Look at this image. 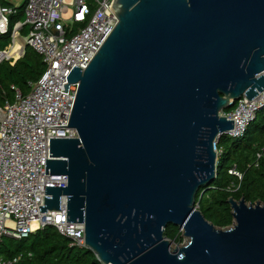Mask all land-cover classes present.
Wrapping results in <instances>:
<instances>
[{"label": "water", "instance_id": "95a60500", "mask_svg": "<svg viewBox=\"0 0 264 264\" xmlns=\"http://www.w3.org/2000/svg\"><path fill=\"white\" fill-rule=\"evenodd\" d=\"M117 24L78 83L68 126L49 139L40 213L84 225L101 264H264V205L228 199L233 225L196 208L215 178L214 142L232 129L220 115L264 89V0H113ZM64 127V126H63ZM187 243L171 250L164 230Z\"/></svg>", "mask_w": 264, "mask_h": 264}, {"label": "built area", "instance_id": "2783aa9c", "mask_svg": "<svg viewBox=\"0 0 264 264\" xmlns=\"http://www.w3.org/2000/svg\"><path fill=\"white\" fill-rule=\"evenodd\" d=\"M112 1L24 0V21L15 23L10 43L0 50V64L13 66L26 46L45 64L26 95L12 87L14 100L0 107V241L21 240L49 226L69 241V247L87 249L84 225L66 223L65 196L60 198V211L40 213L39 207L44 206V197H50L45 195V187L67 186L66 176L45 175V160H52L49 139L77 138L76 130L67 126L78 83L69 84L66 94L61 91L73 67L85 70L115 28L117 18L108 7ZM15 12L0 0V35L7 32L9 17ZM23 26L28 29L26 36H21ZM16 40L20 46L13 51ZM263 107L264 89L250 101L241 97L232 109L220 113L233 122L232 129L222 135L232 139L243 136ZM217 141L214 151L218 157ZM228 174L242 179L235 165ZM17 260L0 258V264Z\"/></svg>", "mask_w": 264, "mask_h": 264}, {"label": "trees", "instance_id": "16d2710c", "mask_svg": "<svg viewBox=\"0 0 264 264\" xmlns=\"http://www.w3.org/2000/svg\"><path fill=\"white\" fill-rule=\"evenodd\" d=\"M1 4L14 7L16 12L9 17L7 32L0 35V50L10 43L15 23L24 21V2L17 7L5 0ZM27 33V27L23 26L21 36ZM44 70L42 58L28 46L13 66L1 63L0 107L14 100L12 87L26 95L29 84L37 81ZM216 147L221 154L217 157L215 178L198 190L195 205L208 222L226 229L233 225L228 199L242 198L249 205L257 202L264 205V107L247 125L243 136L232 139L221 135ZM233 165L242 173L241 181L228 174ZM164 236L175 245L182 241L179 229L172 225L165 228ZM0 258H18L15 264H101L88 249L69 247V241L49 226L21 240L1 239Z\"/></svg>", "mask_w": 264, "mask_h": 264}, {"label": "rangeland", "instance_id": "374dc122", "mask_svg": "<svg viewBox=\"0 0 264 264\" xmlns=\"http://www.w3.org/2000/svg\"><path fill=\"white\" fill-rule=\"evenodd\" d=\"M5 1H7V0H5ZM70 0H66V2H69ZM21 2H22V0H9V3H11V4H15V5H20L21 4ZM70 16V13H68V14H66L64 17L65 18H68ZM247 205H249V204H247ZM180 231V233H181V237H182V241H180L178 244H172L171 245V250L172 249H175L176 248V246L177 247H180V246H182V245H184V244H186L187 243V239L186 238H183V236H182V230H179Z\"/></svg>", "mask_w": 264, "mask_h": 264}, {"label": "bare ground", "instance_id": "6f19581e", "mask_svg": "<svg viewBox=\"0 0 264 264\" xmlns=\"http://www.w3.org/2000/svg\"><path fill=\"white\" fill-rule=\"evenodd\" d=\"M19 46H20V43L16 40L15 45L13 47V51L16 50L17 48H19Z\"/></svg>", "mask_w": 264, "mask_h": 264}, {"label": "crops", "instance_id": "0c3cea01", "mask_svg": "<svg viewBox=\"0 0 264 264\" xmlns=\"http://www.w3.org/2000/svg\"><path fill=\"white\" fill-rule=\"evenodd\" d=\"M7 2L9 3V0H7ZM22 2H24V0H22ZM22 2H21V4H22ZM10 4H11V3H10ZM21 4H20V5H21ZM12 5H14V6H16V7L19 6V4H18V5L12 4Z\"/></svg>", "mask_w": 264, "mask_h": 264}]
</instances>
